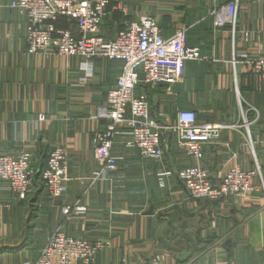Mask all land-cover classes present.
Returning a JSON list of instances; mask_svg holds the SVG:
<instances>
[{"label":"crops","instance_id":"1","mask_svg":"<svg viewBox=\"0 0 264 264\" xmlns=\"http://www.w3.org/2000/svg\"><path fill=\"white\" fill-rule=\"evenodd\" d=\"M230 1L127 0L125 12L110 2L99 26L106 40L149 16L163 38L184 30L185 45L200 51L201 60L183 64L177 83L153 89L138 84L135 95H146L150 117L167 126L179 111H191L198 125L225 128L217 142L202 145L200 162L178 150L169 133L159 160L142 158L127 145L128 136H117L111 150L117 169L87 186L96 168V116L122 64L96 57L85 72L76 57L26 54V20L9 7L11 0H0V156L29 154L34 172L23 201L0 183V264L35 261L61 225L69 236L104 245L94 264H264L263 192L192 199L177 178L179 170L197 164L217 185L229 168L258 167L264 184V84L245 64L264 58V0H238L234 33L215 27L212 16ZM56 27L76 36L65 17ZM57 147L67 152V181L63 195L52 199L39 175ZM65 206L85 213L63 223Z\"/></svg>","mask_w":264,"mask_h":264},{"label":"built area","instance_id":"2","mask_svg":"<svg viewBox=\"0 0 264 264\" xmlns=\"http://www.w3.org/2000/svg\"><path fill=\"white\" fill-rule=\"evenodd\" d=\"M111 1H116L125 12L127 0H11L9 6L26 20V54L76 57L84 62L85 72H89L90 62L96 57L122 64L114 87L106 94L105 106L96 116L101 123L91 138L96 168L84 181L87 186L105 180L107 173L117 169V158L111 152L117 136H128L127 145L136 149L142 158L159 160L163 155V134L169 133L174 135L178 150L200 162L202 145L217 142L225 128L218 123L198 125L191 111H179L175 122L167 126L150 117L146 95H135L138 84L153 89L177 83L183 64L201 60L200 51L185 45L184 30L163 38L155 19L149 16L128 24L113 40H106L99 33V26ZM237 14L238 0H232L212 11L214 26H229L234 33ZM59 17L74 22L76 36L56 27ZM245 64L258 82L264 84V58H247ZM67 164L65 149L57 147L48 154L39 178L49 198L63 195ZM32 176L29 154L0 156V183L6 184L12 198L23 201L28 197ZM177 176L192 199L249 198L264 193L258 167L248 171L229 168L217 185L211 184L207 172L197 164L182 168ZM61 213L65 223L73 213H85V208L65 206ZM62 228L59 226L48 238L35 261L23 264H94L104 245L69 236Z\"/></svg>","mask_w":264,"mask_h":264},{"label":"rangeland","instance_id":"3","mask_svg":"<svg viewBox=\"0 0 264 264\" xmlns=\"http://www.w3.org/2000/svg\"><path fill=\"white\" fill-rule=\"evenodd\" d=\"M167 134V133H166ZM31 170H32V175L34 174L33 172V167H32V162H31ZM32 179H33V176H32ZM39 182H40V178H39ZM40 185L42 186V184L40 183Z\"/></svg>","mask_w":264,"mask_h":264},{"label":"trees","instance_id":"4","mask_svg":"<svg viewBox=\"0 0 264 264\" xmlns=\"http://www.w3.org/2000/svg\"><path fill=\"white\" fill-rule=\"evenodd\" d=\"M68 20V19H67ZM69 22H71V23H73L74 24V22L73 21H71V20H69Z\"/></svg>","mask_w":264,"mask_h":264}]
</instances>
